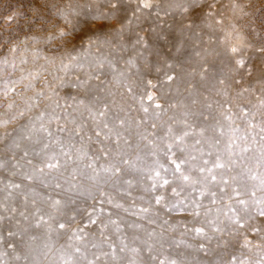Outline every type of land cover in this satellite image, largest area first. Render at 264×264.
Here are the masks:
<instances>
[{
  "label": "snow or ice",
  "instance_id": "1",
  "mask_svg": "<svg viewBox=\"0 0 264 264\" xmlns=\"http://www.w3.org/2000/svg\"><path fill=\"white\" fill-rule=\"evenodd\" d=\"M29 2L30 18L20 8L0 16V172L19 177L0 179V244L7 238L37 264L53 232L82 242L95 227L99 241L70 243L63 264H247L224 257L253 248L264 264V115L240 106L241 128L231 103L221 104L225 126L211 103L192 110L169 99L181 84L193 95L214 67L209 57L227 61L218 95L264 96V15L251 39L233 22L249 8L264 13V0H229L227 26L222 0ZM22 20L27 31H17ZM194 38L206 47L189 54ZM29 53L58 74L26 72ZM257 100L252 107H264ZM138 173L150 182L139 197L147 206L126 208L105 190L131 196ZM112 209L135 217L127 227L144 236L130 244Z\"/></svg>",
  "mask_w": 264,
  "mask_h": 264
},
{
  "label": "rangeland",
  "instance_id": "2",
  "mask_svg": "<svg viewBox=\"0 0 264 264\" xmlns=\"http://www.w3.org/2000/svg\"><path fill=\"white\" fill-rule=\"evenodd\" d=\"M242 2H246V0H242ZM222 4L225 5V7L222 9V11L225 13V26H227L228 22L232 20V13L229 11L227 8V5L229 4V0H222ZM31 7L29 0H0V16L6 15L9 12L20 8L22 11H24L27 16L30 18L31 13L28 12V9ZM249 12V16L242 17V18H236L233 22L237 24V27L241 29L245 35H249V38L251 39L250 35V28L256 27L257 24L260 22L259 17L264 15L259 10L253 11L251 8L247 9ZM148 23H151V21H148ZM147 24L145 25V27ZM17 31H27V26L24 24L23 20L21 21L20 25H17ZM207 31V30H206ZM204 39H207V35L204 36ZM258 39V37H257ZM41 49L42 52L46 53V48L44 45H38ZM206 47V45L200 44L195 38L189 42L188 45V53L191 54L194 51H202L203 48ZM209 63L213 64L214 67H212L207 74V79L203 82H199V76L195 77V82L197 83V90L194 91L192 96H189L188 91H187V85L186 84H181L180 88V94H175L173 93L169 99L172 100H182L185 105L188 106L189 109L192 110H203L204 105L207 103H211L213 105L211 112L212 115L221 121V123L225 124L227 126V122L223 120V116L221 115L222 112H224V109L220 108L219 105L221 104H227L231 103L232 105V112L234 113L233 115V120L235 121L236 125H240L241 128L244 127L242 121L238 119L237 117L239 116V107H247L251 111H254L256 113V120L259 121L261 119V116L264 115V107H256L253 108V105H259V101L257 100V96H260L261 99H264V96H261L259 92H253V93H246L243 97L237 98L235 96V92L232 90H229V95L228 97H225L223 95H218L217 92L220 88V85L216 84V79L222 74V73H227V61L225 60L224 64H221L219 60H216L215 62L213 61L212 57H209ZM28 64L23 65V68L25 69L26 72L28 71H37L39 70L42 73V79L44 77H47V79L51 80L53 74H58L56 68H53L49 66L47 68V71L44 69L40 68V65L45 64V61L43 59H40L33 63L32 60V55L31 53L28 54ZM186 67H189L186 65ZM191 67H197V58H193L191 62V66L189 67V70H191ZM198 70V68H197ZM134 71V70H133ZM62 74V73H59ZM15 77H19L21 75L19 69L16 71L14 74ZM155 75V74H154ZM216 85L213 87V85ZM39 87V85H38ZM256 85H254V88ZM31 94V93H29ZM64 94V91L61 90V95ZM195 99L197 103L195 105L192 104V100ZM219 102V103H218ZM148 101H145V104L147 105ZM138 107V106H137ZM177 113L180 111L179 109L175 110ZM137 113H134L136 115ZM171 115V112L169 113ZM164 119H167V117H164ZM214 122V121H212ZM54 127V126H53ZM163 159V158H162ZM141 183L138 186H134L131 189V196L129 195H124L121 194V189L119 188H112L111 186L106 187V191L114 198L115 201H119L124 204L126 208L131 209V203L133 200L136 201V204L139 205H144V201H141L139 197L141 195H144L142 192V188L147 186L150 182L146 179V176L144 173H138L136 177ZM0 179H3L7 181L8 179H13L16 182H19V177H10L8 173L6 172H0ZM127 186H123V188H126ZM55 195V193H53ZM145 199H147V196H145ZM18 204H21V201H17ZM88 203H91V201H88ZM81 205L83 208L87 207V204H84L83 201H81ZM99 207V206H98ZM105 209L109 208L110 206L105 203L103 205ZM134 210V209H133ZM113 219H118L121 227L123 229V232L121 235H126L128 237V242L131 244V237L133 234H138L141 237L144 236L143 231L137 232L134 229H130L127 227V224L132 223L133 221L136 220L135 217L129 215L126 213L123 209L116 210L112 209ZM83 218L86 219V216H81L78 217V219ZM101 220L107 222L108 221V216L107 215H102L100 217ZM138 223H144L145 228H150L151 226L148 225L144 221H136ZM55 227V225H53ZM114 227L115 226H110L108 230V234L112 235V240L114 242L116 241V235L113 234L114 232ZM43 231V230H41ZM90 231L91 234H89L84 241H69L68 239V234L65 233L63 235H57L56 232L52 233V239H51V244L53 245L52 252L49 254L47 258L40 257L37 264H63V261L60 259L61 256V251H67L71 252L73 249L68 248V245L71 243L74 246L78 244H83V243H88L89 247L91 246V242H98L99 241V235L97 229L93 227ZM253 239V242L256 243L258 242V237H251ZM8 239H5V242L0 244V264H32V261H25L23 259L24 252L21 251V247L18 246L17 249L13 250L7 247ZM105 251H107V247L105 246ZM4 253H7V255H4ZM235 254L237 255L240 259L246 260L247 264H256V261L260 260V255L257 254V249L253 248L252 251H249L248 249H241V250H233L229 249L228 253L225 255L224 259L228 260L230 259V255ZM21 256V259L17 260V256ZM100 264H112V261L110 258H102V261Z\"/></svg>",
  "mask_w": 264,
  "mask_h": 264
}]
</instances>
